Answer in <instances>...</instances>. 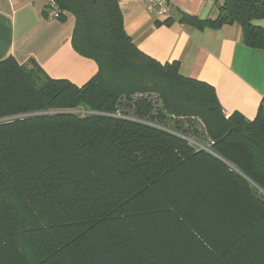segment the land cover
Returning <instances> with one entry per match:
<instances>
[{"label":"trees","instance_id":"obj_1","mask_svg":"<svg viewBox=\"0 0 264 264\" xmlns=\"http://www.w3.org/2000/svg\"><path fill=\"white\" fill-rule=\"evenodd\" d=\"M84 85L0 63V264H264V111L143 52L118 0H57ZM264 48V0H215ZM168 21V20H167ZM127 111V113H123Z\"/></svg>","mask_w":264,"mask_h":264},{"label":"crops","instance_id":"obj_2","mask_svg":"<svg viewBox=\"0 0 264 264\" xmlns=\"http://www.w3.org/2000/svg\"><path fill=\"white\" fill-rule=\"evenodd\" d=\"M118 1L125 31L139 49L162 63L177 61L183 75L212 84L227 115L253 119L264 111V48L248 45L237 22L190 21L217 19L215 0H170L172 15L165 18L150 13L145 0ZM75 22L70 13L48 17L44 0H0V63L35 60L50 77L84 85L98 64L74 48ZM254 23L264 31V17Z\"/></svg>","mask_w":264,"mask_h":264},{"label":"built area","instance_id":"obj_3","mask_svg":"<svg viewBox=\"0 0 264 264\" xmlns=\"http://www.w3.org/2000/svg\"><path fill=\"white\" fill-rule=\"evenodd\" d=\"M47 16L57 19L61 13L57 0H44ZM146 7L150 13L158 18L171 17L172 8L170 0H145Z\"/></svg>","mask_w":264,"mask_h":264},{"label":"water","instance_id":"obj_4","mask_svg":"<svg viewBox=\"0 0 264 264\" xmlns=\"http://www.w3.org/2000/svg\"><path fill=\"white\" fill-rule=\"evenodd\" d=\"M123 113H127V111H123ZM259 198L262 199L264 201V192H260L258 194Z\"/></svg>","mask_w":264,"mask_h":264}]
</instances>
